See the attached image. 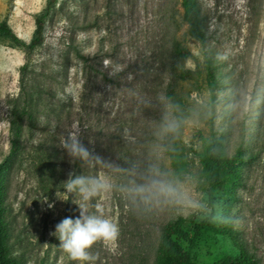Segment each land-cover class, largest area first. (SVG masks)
Listing matches in <instances>:
<instances>
[{
	"label": "rangeland",
	"instance_id": "374dc122",
	"mask_svg": "<svg viewBox=\"0 0 264 264\" xmlns=\"http://www.w3.org/2000/svg\"><path fill=\"white\" fill-rule=\"evenodd\" d=\"M197 1L203 43L187 35L180 0H57L33 52L0 36L4 219L7 244L20 264H152L162 227L178 217L189 234L205 219L215 225L226 220L232 231L204 233L191 248L196 264L241 255L264 264V161L243 186L225 185L210 197L202 180L173 175L165 152V134L176 124L169 88L185 99L183 162L195 173L203 137L222 139L233 150L244 104L264 77V0ZM44 5L45 0H0V22L29 42ZM176 44L192 57L179 59ZM205 54L220 73L215 102L206 83ZM183 70L190 71L184 79ZM30 94L37 103L31 120L21 119L20 149L12 153L10 111L21 109ZM229 95L233 101L224 100ZM77 129L89 160L72 161L63 147ZM48 158L57 165H49ZM69 173L102 178L110 187L89 201L79 193L63 199ZM161 184L187 193L195 206L161 193ZM79 205L89 213L99 205L119 226L116 241L97 240L88 249L94 259L84 262L71 259L53 234L62 219L79 216ZM176 240L187 248L186 239Z\"/></svg>",
	"mask_w": 264,
	"mask_h": 264
},
{
	"label": "trees",
	"instance_id": "16d2710c",
	"mask_svg": "<svg viewBox=\"0 0 264 264\" xmlns=\"http://www.w3.org/2000/svg\"><path fill=\"white\" fill-rule=\"evenodd\" d=\"M57 0H45L43 9L35 16V28L29 42L21 40L5 22H0V36L5 39L10 46L19 48L26 54L33 52L43 41V27L50 13L55 8ZM182 9V20L187 25V35L196 41L203 43L205 41V32L203 28V16L200 5L197 0H180ZM175 55L183 60L191 58L192 54L182 45L176 44L174 47ZM206 83L210 92V97L215 102L216 90L220 83V73L217 64L208 54L203 57ZM26 69L23 65L21 71ZM190 71L183 70L180 76L184 79ZM24 74L20 78L21 84L24 83ZM259 83V84H258ZM264 91V77L254 85L251 95L245 103L243 115L241 118V132L239 140L232 151H228L227 145L222 139L215 138L210 140L202 138V148L196 153L198 160L197 172L193 173L184 168L183 147L181 146L180 131L182 121L186 115L185 99L173 92L169 88L166 92L167 99L171 102L176 118V124L165 134L164 148L166 154L170 156L173 162L174 171L172 172L178 179L190 175L202 180L209 188V196L213 191L225 185L243 186L245 177L254 168H261L264 161V96L259 98L260 92ZM224 100H234V96L224 97ZM33 94H30L26 103L21 109L14 107L10 111V133L12 153L20 149L22 134L20 121L27 117L32 118V105H36ZM54 153V152H53ZM49 155V154H48ZM47 159L50 165H57ZM80 166L76 164V170ZM7 172L6 165L0 162V264H20L16 256L11 252L7 241L9 237L8 227L4 219V188L3 181ZM230 195H225L224 200L229 201ZM183 218L178 217L170 220L163 227L159 235L156 248L155 260L152 264H196L191 256V248L195 245L204 233H213L217 235H231L232 231L228 228L226 220L222 224L215 225L208 220H202L192 227L189 234L182 226ZM176 238L186 239L187 248L184 249L177 242ZM43 264V263H41ZM213 264H256L252 257L241 255L239 257L224 256Z\"/></svg>",
	"mask_w": 264,
	"mask_h": 264
},
{
	"label": "clouds",
	"instance_id": "9594fccd",
	"mask_svg": "<svg viewBox=\"0 0 264 264\" xmlns=\"http://www.w3.org/2000/svg\"><path fill=\"white\" fill-rule=\"evenodd\" d=\"M63 147L67 154L75 160H89L92 158L89 149L82 143L79 137V130L71 132L65 140ZM99 162V157H95ZM109 185L102 178L86 175H73L69 173L65 181V197L68 193H79L83 201H89L100 192L107 191ZM159 191L167 196L183 200L189 205L195 206L187 193H181L170 184H161ZM80 214L76 218L66 217L55 226L54 235L60 242L62 248L69 254V257L77 261H90L94 257L88 249L97 240L115 242L119 236V226L113 220L103 214V210L97 205L95 213H89L87 207L79 205Z\"/></svg>",
	"mask_w": 264,
	"mask_h": 264
}]
</instances>
